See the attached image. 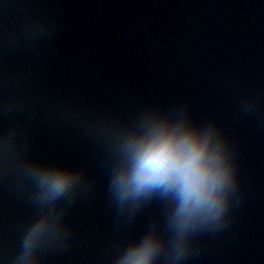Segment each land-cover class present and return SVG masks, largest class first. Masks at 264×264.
<instances>
[{
	"label": "water",
	"instance_id": "water-1",
	"mask_svg": "<svg viewBox=\"0 0 264 264\" xmlns=\"http://www.w3.org/2000/svg\"><path fill=\"white\" fill-rule=\"evenodd\" d=\"M181 107L216 123L238 191L227 225L194 236L177 264H264V0H0V141L11 135L15 152L0 169V264L43 214L20 163L82 176L55 204L68 235L39 264H115L153 227L167 242L162 201H114L97 124Z\"/></svg>",
	"mask_w": 264,
	"mask_h": 264
},
{
	"label": "clouds",
	"instance_id": "clouds-1",
	"mask_svg": "<svg viewBox=\"0 0 264 264\" xmlns=\"http://www.w3.org/2000/svg\"><path fill=\"white\" fill-rule=\"evenodd\" d=\"M112 149L109 184L114 201L135 211L154 198L167 210L170 238L153 227L124 247L115 264H177L191 250L199 233L215 232L228 223L227 214L238 191L236 167L230 147L214 121L194 122L186 108L171 111L149 108L127 124H97ZM12 136L0 141V169L13 166ZM18 179L35 185V199L43 214L25 230L20 252L11 264H39L40 254L63 243L61 213L55 204L70 197L81 173L63 167L43 168L18 164ZM52 205L47 211L44 207Z\"/></svg>",
	"mask_w": 264,
	"mask_h": 264
}]
</instances>
